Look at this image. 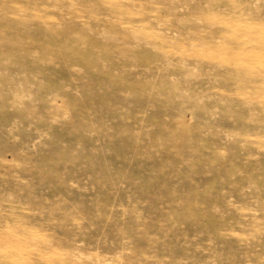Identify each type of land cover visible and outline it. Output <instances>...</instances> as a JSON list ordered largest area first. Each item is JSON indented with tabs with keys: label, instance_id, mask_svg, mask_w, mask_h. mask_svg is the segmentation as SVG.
I'll use <instances>...</instances> for the list:
<instances>
[{
	"label": "rangeland",
	"instance_id": "374dc122",
	"mask_svg": "<svg viewBox=\"0 0 264 264\" xmlns=\"http://www.w3.org/2000/svg\"><path fill=\"white\" fill-rule=\"evenodd\" d=\"M0 264H264V0H0Z\"/></svg>",
	"mask_w": 264,
	"mask_h": 264
}]
</instances>
